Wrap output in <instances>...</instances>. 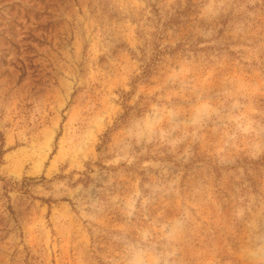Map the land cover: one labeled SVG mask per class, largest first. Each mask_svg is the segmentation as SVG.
Wrapping results in <instances>:
<instances>
[{
    "label": "rangeland",
    "instance_id": "374dc122",
    "mask_svg": "<svg viewBox=\"0 0 264 264\" xmlns=\"http://www.w3.org/2000/svg\"><path fill=\"white\" fill-rule=\"evenodd\" d=\"M50 1L0 0V264H264V0Z\"/></svg>",
    "mask_w": 264,
    "mask_h": 264
},
{
    "label": "trees",
    "instance_id": "16d2710c",
    "mask_svg": "<svg viewBox=\"0 0 264 264\" xmlns=\"http://www.w3.org/2000/svg\"><path fill=\"white\" fill-rule=\"evenodd\" d=\"M42 1H43V0H42ZM50 2L53 4V3H54V0H51ZM52 7H53V6H52ZM10 19H11V22H12V23L15 22L16 19L13 17V13L10 14ZM27 20H28V19H27ZM36 25H41V23H40V24H37V23H36ZM39 27H40V26H39ZM39 27H38V28H39ZM36 29H37V28H36Z\"/></svg>",
    "mask_w": 264,
    "mask_h": 264
}]
</instances>
